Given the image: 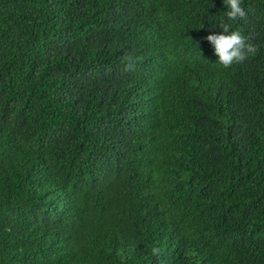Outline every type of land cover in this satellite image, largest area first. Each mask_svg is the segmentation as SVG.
Returning a JSON list of instances; mask_svg holds the SVG:
<instances>
[{
    "label": "trees",
    "instance_id": "obj_1",
    "mask_svg": "<svg viewBox=\"0 0 264 264\" xmlns=\"http://www.w3.org/2000/svg\"><path fill=\"white\" fill-rule=\"evenodd\" d=\"M242 6L258 51L225 69L224 0H0V264H264V0Z\"/></svg>",
    "mask_w": 264,
    "mask_h": 264
},
{
    "label": "clouds",
    "instance_id": "obj_2",
    "mask_svg": "<svg viewBox=\"0 0 264 264\" xmlns=\"http://www.w3.org/2000/svg\"><path fill=\"white\" fill-rule=\"evenodd\" d=\"M224 5L227 11L223 13L224 19L219 23L221 33L208 35L206 40L214 48L218 57L217 63L228 69L254 56L258 48L251 42L250 36L242 34L240 30H231L230 22L247 19L248 14L242 6V0H224ZM125 59L127 61L125 70H134L137 59L131 55H126ZM152 251L153 254H158L159 248L154 247Z\"/></svg>",
    "mask_w": 264,
    "mask_h": 264
}]
</instances>
